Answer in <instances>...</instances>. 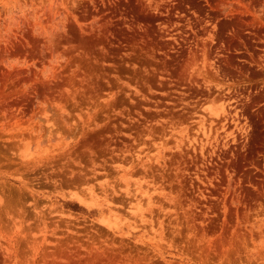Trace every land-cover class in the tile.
Masks as SVG:
<instances>
[{
    "label": "rangeland",
    "instance_id": "374dc122",
    "mask_svg": "<svg viewBox=\"0 0 264 264\" xmlns=\"http://www.w3.org/2000/svg\"><path fill=\"white\" fill-rule=\"evenodd\" d=\"M0 264H264V0H0Z\"/></svg>",
    "mask_w": 264,
    "mask_h": 264
}]
</instances>
